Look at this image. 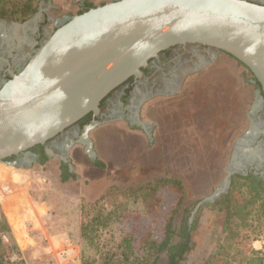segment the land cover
Returning <instances> with one entry per match:
<instances>
[{
    "label": "rangeland",
    "instance_id": "rangeland-1",
    "mask_svg": "<svg viewBox=\"0 0 264 264\" xmlns=\"http://www.w3.org/2000/svg\"><path fill=\"white\" fill-rule=\"evenodd\" d=\"M83 1L99 6L113 0H40L38 5L53 20L78 14ZM213 68L217 71L211 72ZM246 79H250L248 73L218 52L212 65L185 77L178 93L140 106L133 125L99 124L83 141L71 145L65 156H50L44 164L0 162V214L9 229L2 236L4 261L100 264L112 252L117 264L123 236L132 232L137 240L146 231L158 235L175 200L170 187H158L157 203L154 197L143 200L142 194L156 178L166 172L182 177L186 203H199L220 190L232 171L236 144L248 131V115L256 99L257 89ZM105 125L111 132L100 135L95 144L96 130ZM109 138L113 145L106 144ZM92 160L102 162L104 168L95 167ZM62 162L68 164L74 179L60 180ZM242 183L243 179H236L234 191L244 195ZM240 197L234 196L230 210ZM205 204L197 209L194 248L184 264H204L219 249L226 204L214 209ZM252 209L256 216L239 230L250 237L240 250L249 246L255 250L257 242L264 240L258 202ZM83 225L90 227V239L83 237Z\"/></svg>",
    "mask_w": 264,
    "mask_h": 264
},
{
    "label": "water",
    "instance_id": "water-1",
    "mask_svg": "<svg viewBox=\"0 0 264 264\" xmlns=\"http://www.w3.org/2000/svg\"><path fill=\"white\" fill-rule=\"evenodd\" d=\"M186 44L240 61L264 95V3L113 0L67 17L0 87V162L13 165L5 159L46 143L87 114L96 116L101 101L129 78L140 77L149 60ZM97 125L92 122L68 148ZM232 174L197 203L191 219L202 203L226 193Z\"/></svg>",
    "mask_w": 264,
    "mask_h": 264
},
{
    "label": "flooded vegetation",
    "instance_id": "flooded-vegetation-1",
    "mask_svg": "<svg viewBox=\"0 0 264 264\" xmlns=\"http://www.w3.org/2000/svg\"><path fill=\"white\" fill-rule=\"evenodd\" d=\"M246 1L264 3V0ZM86 3L83 1L80 11L88 8ZM67 17L69 15L52 20L45 14L44 8L38 5L36 12L24 22L0 19V87L12 74H17L24 67L39 45L63 24ZM218 52L196 44L174 46L160 52L141 69L140 77L129 78L101 101L99 113L96 116L91 114L88 125L80 128L74 124L49 140L43 147V152L48 157L65 156L71 141H80L85 129L92 122L105 124L122 121L133 125L137 121L140 106L155 97L178 93L185 77L212 65ZM257 90L259 93L248 115V131L237 142L230 166L232 171L243 176L249 173L255 175L254 172L264 173V95L260 89ZM13 157L5 161L13 166H31L37 163L41 155L29 149ZM261 178L263 179L264 175Z\"/></svg>",
    "mask_w": 264,
    "mask_h": 264
},
{
    "label": "trees",
    "instance_id": "trees-1",
    "mask_svg": "<svg viewBox=\"0 0 264 264\" xmlns=\"http://www.w3.org/2000/svg\"><path fill=\"white\" fill-rule=\"evenodd\" d=\"M40 0H0V19L13 22H24L29 19L37 10ZM88 9L93 8L91 3H86ZM84 11H80L81 14ZM229 60L234 61L237 66L241 67L250 75V79L244 80L254 89H260L259 83L251 71L240 61L223 51H219ZM215 67V66H214ZM217 71L216 68L210 70ZM246 76V75H244ZM91 121V113L81 118L76 125L82 128L88 125ZM44 145H36L32 149L34 152H39L41 157L37 164H44L49 157L43 152ZM14 158V157H10ZM8 158V160H10ZM7 160V159H6ZM93 165L98 168H104V164L98 160H92ZM162 163V162H160ZM159 164V161L158 163ZM163 164V163H162ZM68 167V164L62 162L60 164V180L66 182L69 179H74ZM243 179L241 184L244 195L239 191H234L237 187L236 179ZM158 187L168 188L175 195L173 204L168 209V212L160 226L159 234L156 235L151 231H146L137 240L132 232H127L121 242L122 250L117 259V264H184L188 254L194 248L193 234L198 228L199 211L197 210L192 219V212L196 203L199 200L186 203L185 201V184L182 177L169 175L167 172L164 176L156 178L153 184H150L142 194L143 200L149 197H154L155 203L158 202L157 191ZM240 187V186H239ZM241 188V187H240ZM235 195H240L239 203L230 210V203ZM258 202V210L264 218V181L259 175L251 173L243 175H233L228 192L222 194L213 202H207L205 206L212 209L226 204L225 219L221 222V238L219 249L210 254L204 264H262L259 252L252 249L250 246L244 250L238 248L245 245V242L250 239L249 235H241L239 230L248 227L247 222L252 215V206ZM229 205V206H228ZM234 223V227H232ZM9 234V229L6 226L3 216L0 214V264H7L3 256V239L2 236ZM83 237L90 239V227L82 226ZM224 251V253H222ZM232 253L233 255H230ZM115 253H107L100 259V264H113ZM236 262V263H235Z\"/></svg>",
    "mask_w": 264,
    "mask_h": 264
},
{
    "label": "crops",
    "instance_id": "crops-1",
    "mask_svg": "<svg viewBox=\"0 0 264 264\" xmlns=\"http://www.w3.org/2000/svg\"><path fill=\"white\" fill-rule=\"evenodd\" d=\"M110 130H111V127H109V125H105L104 127H100L99 129H97L96 133H95V137H94V143L97 144L98 140H100L99 136L102 134H107L108 132H111ZM108 140H110V141H109V143L106 142V144L113 145L114 141L110 138ZM99 143L102 144V141H99ZM114 145H117V144L115 143ZM258 245H259V243H258Z\"/></svg>",
    "mask_w": 264,
    "mask_h": 264
},
{
    "label": "built area",
    "instance_id": "built-area-1",
    "mask_svg": "<svg viewBox=\"0 0 264 264\" xmlns=\"http://www.w3.org/2000/svg\"><path fill=\"white\" fill-rule=\"evenodd\" d=\"M259 246L255 250L259 252L261 262L264 264V240L258 241Z\"/></svg>",
    "mask_w": 264,
    "mask_h": 264
}]
</instances>
